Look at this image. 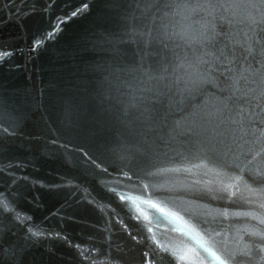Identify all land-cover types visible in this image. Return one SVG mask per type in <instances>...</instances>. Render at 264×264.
Returning a JSON list of instances; mask_svg holds the SVG:
<instances>
[{"label":"water","instance_id":"obj_1","mask_svg":"<svg viewBox=\"0 0 264 264\" xmlns=\"http://www.w3.org/2000/svg\"><path fill=\"white\" fill-rule=\"evenodd\" d=\"M172 13L0 0L2 264H264V25L244 3ZM209 51L219 86L180 102ZM229 67L250 69L235 95Z\"/></svg>","mask_w":264,"mask_h":264},{"label":"snow or ice","instance_id":"obj_2","mask_svg":"<svg viewBox=\"0 0 264 264\" xmlns=\"http://www.w3.org/2000/svg\"><path fill=\"white\" fill-rule=\"evenodd\" d=\"M239 3H244L247 6L253 7L257 9L259 12V18H253L250 23L253 25H264V0H144V4L151 8V7H160L165 9H173V15H181L184 19H187L188 16L184 15V10L191 9L193 12L197 11L198 9L208 7V8H215L217 5L220 6H238ZM140 6L139 4L137 5ZM165 15H168L166 12ZM162 27L167 29V25L163 24ZM261 31H264V28L260 29ZM183 31V30H182ZM182 34V33H181ZM143 35V34H141ZM150 36V33L148 34ZM202 39L200 42L202 44L204 43H210L213 41L216 37V30L214 25H205L204 31L201 33ZM257 43H260L259 40H257ZM248 51L251 53L253 51V48L249 46ZM264 51V49H262ZM3 56L9 55L8 53H3ZM208 57V59L205 58ZM214 54L212 52H206L204 56H201L197 58L196 64H188L187 68L192 69L191 72H188L187 79H185V87L183 89H180L181 93V101H183V94L185 92H191L193 89L204 87L208 84H212L214 87L219 86L218 78L213 76V72L215 71V62H214ZM218 60V58H215ZM225 63L231 65L233 63V59H230L228 57H225ZM207 64L208 69L207 70H200L199 65ZM179 67L185 68L184 61H181L179 64ZM227 71L231 73L229 77H227L228 80L231 81V84L228 85L232 89V94L235 95L236 92L239 91V82L241 79L244 78V73L249 72V68H241L239 73H237L233 68L229 67L227 68ZM254 72H264V63L261 64V68L252 70ZM163 79V77H160ZM137 97L133 96L131 106L136 107V101ZM231 99V96L225 97L222 103L224 106H227V102ZM264 134V133H262ZM7 210V209H5ZM33 236L39 235V233L32 232ZM16 253L8 248L0 249V264H2L3 259H9L12 260V257H14ZM15 264V262H13Z\"/></svg>","mask_w":264,"mask_h":264}]
</instances>
